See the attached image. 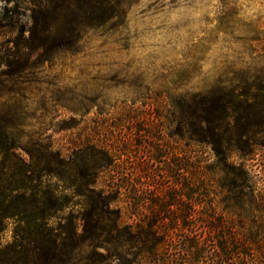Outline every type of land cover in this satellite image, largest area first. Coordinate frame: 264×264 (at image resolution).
<instances>
[{"label": "rangeland", "instance_id": "374dc122", "mask_svg": "<svg viewBox=\"0 0 264 264\" xmlns=\"http://www.w3.org/2000/svg\"><path fill=\"white\" fill-rule=\"evenodd\" d=\"M15 5L27 21L30 0H0V15ZM28 37L0 25V118L14 120L13 133L35 164L43 165L47 147L69 156L89 134L120 148L126 142L129 156L101 176L99 187L117 197L111 209L121 212L123 225L163 217L167 239L157 261L197 264L199 256L198 264H264V201L235 203L221 197L219 186L185 187V142L168 129V115L178 114L172 96L202 92L231 67L264 71V0H125L123 14L86 29L76 51H35L25 45ZM149 144L159 148L158 159L136 165ZM245 164L247 192L264 200V150ZM12 238L8 223L3 246ZM132 246L114 249L127 256Z\"/></svg>", "mask_w": 264, "mask_h": 264}, {"label": "trees", "instance_id": "16d2710c", "mask_svg": "<svg viewBox=\"0 0 264 264\" xmlns=\"http://www.w3.org/2000/svg\"><path fill=\"white\" fill-rule=\"evenodd\" d=\"M30 2L29 27L18 5L5 8L0 25L19 34L28 31L25 45L46 53L76 51L86 29L109 25L123 14L125 5V0ZM17 43L21 44L20 39ZM250 70L231 67L202 92L172 96L170 103L178 114L168 115V129L171 137L185 142L181 167L185 187L219 186L221 197L235 203L264 201L253 191L247 192L250 176L245 161L264 150V71ZM13 121L0 118V155L13 164L0 161V264H170L157 261L167 239L160 232L163 217L146 216L134 225H123L121 212L111 209L117 197L99 187L101 176L114 172L120 158L129 156L126 142L120 148L116 140L90 138L89 134L72 144L69 156L47 147L43 165L38 166L18 143ZM21 150L28 153L29 160ZM156 151L159 148L149 144L147 154L134 158L136 165L156 161ZM234 156L241 162L233 161ZM142 171L149 173L146 167ZM136 172L134 167V177ZM8 223L13 238L3 246ZM194 239L204 243L201 237ZM124 242L134 243L127 256L114 249ZM193 259L200 263L199 256Z\"/></svg>", "mask_w": 264, "mask_h": 264}]
</instances>
